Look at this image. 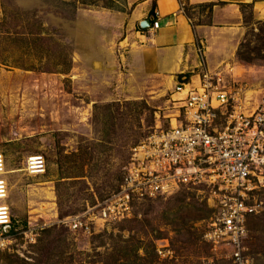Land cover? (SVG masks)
Wrapping results in <instances>:
<instances>
[{
  "label": "rangeland",
  "instance_id": "obj_1",
  "mask_svg": "<svg viewBox=\"0 0 264 264\" xmlns=\"http://www.w3.org/2000/svg\"><path fill=\"white\" fill-rule=\"evenodd\" d=\"M76 1L0 0V155L16 229L5 252L33 261L29 257L36 258L43 231L50 229L47 241L59 244L53 254L65 253L48 264H111L107 257L117 255L115 246L128 254L126 245L137 246L143 258L148 242L154 243L159 264H264V168L250 201L261 211L246 221L247 234L235 249L238 258L234 248H214L204 239L212 207L202 187L133 201L129 217L104 226L94 221L102 202L117 192L132 148L168 128L178 74L197 80L205 70L221 71V85L241 104L250 103L249 108L262 99L264 0L240 12L238 40H222L221 50L196 46L202 53L191 69L175 73L133 63L146 38L130 36L128 24L144 0H112L111 8L101 7L110 0L96 6ZM187 13L193 17L190 9ZM26 21L44 29L43 45L33 53L12 36ZM33 155L44 158L40 175L27 169ZM78 216L93 220L88 232L63 224ZM30 229L37 235L32 244L22 235Z\"/></svg>",
  "mask_w": 264,
  "mask_h": 264
},
{
  "label": "built area",
  "instance_id": "obj_2",
  "mask_svg": "<svg viewBox=\"0 0 264 264\" xmlns=\"http://www.w3.org/2000/svg\"><path fill=\"white\" fill-rule=\"evenodd\" d=\"M157 18L158 12H154V29ZM197 53L201 55L200 48ZM222 74L205 70L196 75L197 80L178 79L170 98L173 110L168 128L153 132L132 148L118 190L102 202L96 223L104 226L129 217L133 201H151L180 188L202 187L209 191L207 202L212 207L204 239L214 248H234L239 257L235 249L247 234L246 221L261 211L258 203L250 201L264 168V95L248 108L250 103L241 104L240 97L221 85ZM27 169L31 175L44 173V158L29 157ZM3 174L0 155V252L11 247L16 235ZM93 223L80 216L63 221L70 230L83 232ZM22 235L25 243H35L33 230Z\"/></svg>",
  "mask_w": 264,
  "mask_h": 264
},
{
  "label": "crops",
  "instance_id": "obj_3",
  "mask_svg": "<svg viewBox=\"0 0 264 264\" xmlns=\"http://www.w3.org/2000/svg\"><path fill=\"white\" fill-rule=\"evenodd\" d=\"M144 0L141 7L134 10L129 21L130 36H144L146 38L142 55H135L133 63L137 62L151 70L158 72L190 70L194 64L196 46L205 50L220 49L222 40H238L241 36L240 28L241 4H251L254 0ZM186 3V4H185ZM207 4H212L210 11ZM187 5L192 13L189 15ZM154 12H158V27L152 28ZM264 15V11L262 13ZM144 20L150 21L147 29L140 28ZM138 25V26H137ZM239 30V32H238ZM219 32L225 34L219 36ZM147 34L145 35L141 34ZM199 43V44H198ZM217 47V48H216ZM199 48V47H198ZM204 50V53H205ZM178 79L187 76L185 73L177 75ZM180 76V77H179Z\"/></svg>",
  "mask_w": 264,
  "mask_h": 264
},
{
  "label": "trees",
  "instance_id": "obj_4",
  "mask_svg": "<svg viewBox=\"0 0 264 264\" xmlns=\"http://www.w3.org/2000/svg\"><path fill=\"white\" fill-rule=\"evenodd\" d=\"M75 1L76 0H74V2ZM97 1L98 0H77L76 2L78 4H81V5L96 6ZM111 2H112V0H110L109 2L108 1L104 2L101 5V7L111 8L113 5V4H111ZM211 5L212 4H207L205 7H208L209 11H210ZM245 8H248L251 10L252 5L251 4H241L240 5V12L242 14L244 13ZM28 23H31V22L26 21L25 23H23L24 26H21L22 27L21 32H15L17 34L12 35V36L18 37L15 40L25 41L26 53H33L32 50H34L38 46L43 45V43H41V40L42 39L44 40V38H43V30L44 29L42 28L43 29L42 30L38 26L35 27L34 25H32V24L29 25ZM34 23H36V22H34ZM18 27H19V25H18ZM9 33H10V31H9ZM10 37H11V35H10ZM140 226H143L142 223L140 224ZM181 231L184 232V234L186 232H189L186 229H183ZM43 233H44L45 241H43L42 239L39 240V243H38L39 249L36 250V255H37L36 258H35V256H33V258L29 257L31 260L33 259V261H28L27 259L19 258V256L15 255V254H10L8 252H1L0 253V263L1 264H46V263L48 264L49 259H52L55 256H61L63 253H65V251L63 250L60 253L53 254L52 251H54L55 248H58L59 244H57V240L55 241L54 239L47 241L46 237L50 236L52 234V230L45 229L43 231ZM126 249L129 252L128 254L126 253L125 249H122V251H121L118 246H115V253H117V255H114V256L110 255L107 257L109 259H113V262L111 264H136L135 262H137L138 260H141V259H146L147 263H145V264H159V262H157L159 260V257L156 254V250H155V246H154L153 242H148V245H146V247L144 248V252L146 255L143 256V258H142V256L138 255V247L137 246L130 248L129 245H126ZM34 250H33V252H34ZM50 252H52V253H50ZM104 263L107 264V262H104ZM161 264H169V261L162 260Z\"/></svg>",
  "mask_w": 264,
  "mask_h": 264
},
{
  "label": "water",
  "instance_id": "obj_5",
  "mask_svg": "<svg viewBox=\"0 0 264 264\" xmlns=\"http://www.w3.org/2000/svg\"><path fill=\"white\" fill-rule=\"evenodd\" d=\"M150 26V21L149 20H144L143 22L140 23V28L142 29H147Z\"/></svg>",
  "mask_w": 264,
  "mask_h": 264
}]
</instances>
